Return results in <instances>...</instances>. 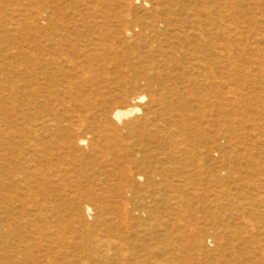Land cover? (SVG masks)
<instances>
[{"label":"rangeland","instance_id":"obj_1","mask_svg":"<svg viewBox=\"0 0 264 264\" xmlns=\"http://www.w3.org/2000/svg\"><path fill=\"white\" fill-rule=\"evenodd\" d=\"M263 34L264 0H0V264H264Z\"/></svg>","mask_w":264,"mask_h":264},{"label":"bare ground","instance_id":"obj_2","mask_svg":"<svg viewBox=\"0 0 264 264\" xmlns=\"http://www.w3.org/2000/svg\"><path fill=\"white\" fill-rule=\"evenodd\" d=\"M56 12V11H55ZM75 15V14H74ZM73 16V15H72ZM74 18V17H73ZM55 23V22H54ZM63 27V26H62ZM209 33V32H208ZM264 35V34H263ZM259 36H260V34H259ZM223 38V37H222ZM62 39V38H61ZM64 39V38H63ZM60 40V39H59ZM231 40V39H230ZM260 42V41H259ZM52 45V44H51ZM57 52V51H56ZM217 52V51H216ZM168 55V54H167ZM176 55V54H175ZM164 56H165V54H164ZM163 56V57H164ZM172 56V55H171ZM167 58V57H166ZM48 60V59H47ZM203 68V67H202ZM189 70V69H188ZM131 98V97H130ZM145 97H143V96H141V95H139V96H136V97H134V98H132V101L131 102H133L134 104H138V103H142V101H143V99H144ZM135 112H139V109L137 108V107H133L132 109H128V110H116L114 113H113V119L114 120H116V121H121V119H123V118H126V117H128L129 115H131V114H134ZM46 124V123H45ZM42 125V124H41ZM46 126V125H45ZM35 127V126H34ZM46 127H48V126H46ZM83 143V142H82ZM34 147H35V145H34ZM30 148V147H29ZM39 150V149H38ZM31 152V151H30ZM35 152V151H34ZM38 152V151H37ZM41 152V151H40ZM24 153H26V152H24ZM28 153V152H27ZM30 155V154H29ZM26 159V158H25ZM29 159H27V161H28ZM250 162H252V161H250ZM30 163V162H29ZM3 166V165H2ZM27 167V166H26ZM29 169H31V168H29ZM32 174V173H31ZM23 180V179H22ZM48 182V181H47ZM28 183V182H27ZM21 184V183H20ZM23 188V187H22ZM188 191V190H187ZM186 191V192H187ZM191 192V191H190ZM6 194V193H5ZM4 194V195H5ZM8 194V193H7ZM223 194V193H222ZM6 198H7V196H6ZM30 201V200H29ZM214 201V200H213ZM235 201V200H234ZM187 203V202H186ZM235 205V204H234ZM87 210L89 211L90 209L89 208H87ZM191 213V212H190ZM35 214V213H34ZM9 218V217H8ZM5 219V218H4ZM232 220V219H231ZM236 220V219H235ZM32 221V220H31ZM242 221V220H241ZM247 222H249V221H247ZM232 223V222H231ZM244 223V222H243ZM30 224V222H29V220H26V222H25V225H29ZM31 225V224H30ZM32 226H33V223H32ZM5 229H6V232L7 233H9V223L7 224V223H5V225L3 226ZM13 227V226H12ZM36 227V226H35ZM190 228V227H189ZM256 228V227H255ZM32 232V231H31ZM242 233V232H241ZM240 233V234H241ZM250 233V232H249ZM244 234V233H243ZM35 236V235H34ZM254 237V236H253ZM256 238V237H255ZM35 238H33V240H34ZM17 240V239H16ZM101 240V239H100ZM208 241V240H207ZM226 241V240H225ZM117 242V241H116ZM227 242V241H226ZM225 242V243H226ZM104 247H106V248H108V249H110L112 246H114V245H116V243L114 244V242H108V241H106V240H104L102 243H101ZM122 244V243H121ZM218 244V243H217ZM240 244V243H239ZM225 245V244H224ZM243 245V244H242ZM253 246H254V244H253ZM27 248V247H26ZM25 248V249H26ZM113 248V247H112ZM107 249V250H108ZM232 249V248H231ZM242 249V248H241ZM253 249V248H252ZM30 252V251H29ZM120 255H122V254H120ZM2 257H4V255H2V256H0V260H2ZM227 257H229V256H227ZM14 258V257H13ZM6 259V258H5ZM234 260V259H233ZM237 260V259H236ZM223 261V260H222ZM221 261V262H222ZM223 263V262H222ZM6 264H8V263H6ZM22 264V263H21Z\"/></svg>","mask_w":264,"mask_h":264}]
</instances>
